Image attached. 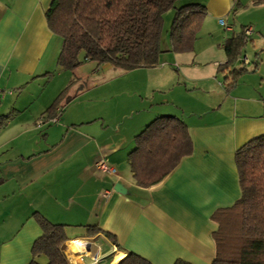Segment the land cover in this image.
<instances>
[{
    "label": "crops",
    "instance_id": "crops-1",
    "mask_svg": "<svg viewBox=\"0 0 264 264\" xmlns=\"http://www.w3.org/2000/svg\"><path fill=\"white\" fill-rule=\"evenodd\" d=\"M52 1L0 0V90L4 91L0 122L17 113L0 127V264L32 262L33 245L43 235L33 217L36 212L67 227L63 252L74 264H94L98 255L100 264H116L129 252L152 264L178 260L213 264L212 235L218 225L211 217L241 196L236 152L264 135L262 85L240 86L257 71L245 67L248 73L228 92L230 71L219 69L227 63L225 43L221 59L213 45L200 49L198 42L194 52L186 54H176L172 44L166 45L153 68L124 72L105 64L85 72L61 70L63 41L50 31L45 15ZM203 2L208 9L204 24L208 18L220 25L221 20L228 22L235 10L233 0ZM89 73L99 78L98 83L76 93ZM142 73L145 81L140 82ZM124 82L137 90L145 85L153 92L146 97L147 105L138 107L132 101L126 107L111 105L109 99ZM65 90L60 107L48 114ZM135 94L145 99L138 91ZM80 95L93 99L86 105L78 103L70 117L62 115L65 102ZM57 116V123L48 122ZM162 116H175L187 124L194 153L161 184L140 188L129 154L136 137ZM102 157L117 175L96 167ZM118 183L127 194L115 191ZM113 190L106 199L104 193ZM92 226L102 232L91 236ZM105 232L116 237L117 245ZM36 261L49 262L46 256Z\"/></svg>",
    "mask_w": 264,
    "mask_h": 264
},
{
    "label": "trees",
    "instance_id": "trees-1",
    "mask_svg": "<svg viewBox=\"0 0 264 264\" xmlns=\"http://www.w3.org/2000/svg\"><path fill=\"white\" fill-rule=\"evenodd\" d=\"M189 1L180 8L176 4ZM235 7L239 0H233ZM195 0H53L46 11L50 31L62 39L58 67L76 71L84 62L97 67L110 64L124 72L155 67L162 55L164 16L176 10L171 26L172 51L192 53L204 21L206 6ZM264 5V0H254ZM248 27L225 41L227 63L220 71H230L226 89L231 92L238 80L248 73L235 64L251 37ZM82 57V59H81ZM258 69L255 67L254 72ZM67 90L54 101L47 113H55L65 99ZM17 115L13 112L1 119L5 126ZM129 164L136 185L149 189L161 184L181 163L194 153V142L187 124L175 116H162L152 121L135 139ZM241 196L229 208L216 211L211 220L218 225L212 238L216 246L213 264H264V135L236 152ZM34 219L43 235L33 245V260L46 256L48 264H70L63 252L67 227L50 222L36 212ZM91 236L102 230L89 227ZM105 235L117 245L114 235ZM116 264H152L129 252ZM175 264H190L178 260Z\"/></svg>",
    "mask_w": 264,
    "mask_h": 264
},
{
    "label": "rangeland",
    "instance_id": "rangeland-1",
    "mask_svg": "<svg viewBox=\"0 0 264 264\" xmlns=\"http://www.w3.org/2000/svg\"><path fill=\"white\" fill-rule=\"evenodd\" d=\"M203 1L204 0H195L194 3H199L205 6V2ZM239 2H240L239 6L235 7L234 12L228 18V22L224 20L227 23L228 27L232 28V32L226 31L225 28L218 23V21L208 18L204 24L203 29L198 34V40H197L198 48L202 49L204 47L213 45L216 48L215 50H217V57L221 56V59H225V53L223 49V44L225 43V40L229 37H232L240 33L244 27L252 28L253 37L249 39L247 45L243 48L242 54L240 56L241 61L238 60L239 62L236 63L239 67H246L247 69H249V71H253L255 69V62H259V70H257V73L251 75L250 77H247L246 79H243L241 81L240 86L243 89L245 84L248 85V83H255L258 86L262 85V89L260 93H262L261 96L264 98V5H256L254 4V0H239ZM186 3H191V2L189 1L178 2L176 4V8H180ZM175 12L176 10L174 9L166 13L164 16V31H163V37L161 43L162 50L166 48V45L171 46L170 32H171V26L175 16ZM206 55H208L209 57L211 56L210 54H206ZM199 58L205 59L206 61L207 59H209L208 57L203 58L202 55H200ZM245 58L247 59V63L243 64ZM90 66L95 67V64L91 62H84L79 67V70H81V72H85L87 68ZM173 71L175 72L174 69ZM142 75L144 76L146 75V73H142L140 77H138L140 82L145 81L143 80ZM221 78L222 79L224 78L223 74ZM98 79H99L98 77H93L89 73V76H87V78L84 79L85 82L76 91V93L83 91L88 87L94 86V82L98 83L97 81ZM243 82H245V84ZM122 87L123 88L120 90V92H117L118 94L116 96L113 95L109 99V101H111L110 102L111 105L122 103L123 107H126V102L132 101V102H136V105H138V107H144L145 105H147L146 97H152L151 95L153 94V92H150L148 88L146 89L145 85L141 87L140 90L139 89L137 90L135 88L133 89V87L129 86L128 84H125L124 82ZM190 87L192 88L193 86L190 85ZM136 91L141 93V95H143L145 99H142L139 95L135 94ZM90 92L91 94H95L92 93L93 91ZM160 96H161L160 93L157 92L156 98H159ZM80 97H82V95L75 98L74 99L75 101L73 100L69 104L65 102V104L62 106L61 109L62 115H65L67 113V115L70 117V115L74 111H76L78 107H80L78 103L81 102L82 105H86L89 100L93 99L91 95H87L86 97H83L81 99ZM74 102L77 103H75V105L72 106V103ZM221 104L222 102H219V105Z\"/></svg>",
    "mask_w": 264,
    "mask_h": 264
},
{
    "label": "built area",
    "instance_id": "built-area-1",
    "mask_svg": "<svg viewBox=\"0 0 264 264\" xmlns=\"http://www.w3.org/2000/svg\"><path fill=\"white\" fill-rule=\"evenodd\" d=\"M221 25L225 27V29L228 31V32H232V28L228 27V25L226 24V22L224 20H221ZM246 36L248 37H252L253 36V29L252 28H248L245 32ZM240 60V59H239ZM245 64L247 63V59L245 58L244 61H243ZM4 95V91L0 90V99L2 98V96ZM59 120V116L57 117H53V118H50L48 119V122L49 123H57ZM96 167L104 172V173H107L109 175H117V170L112 166L110 165L108 159L106 157H102L100 158L97 162H96ZM115 191H107L104 193V197L106 199H109L111 197V195L114 193ZM72 242H69L68 245H72L71 244ZM65 247V246H64ZM115 251L114 253L116 254L117 253V248L114 247ZM75 255V254H74ZM76 255H78V253H76ZM70 264H74V262L72 260H68ZM100 257L99 255L96 256L95 260H94V264H100Z\"/></svg>",
    "mask_w": 264,
    "mask_h": 264
},
{
    "label": "water",
    "instance_id": "water-1",
    "mask_svg": "<svg viewBox=\"0 0 264 264\" xmlns=\"http://www.w3.org/2000/svg\"><path fill=\"white\" fill-rule=\"evenodd\" d=\"M115 191L118 192V193H121V194H127V190L120 183L115 185Z\"/></svg>",
    "mask_w": 264,
    "mask_h": 264
}]
</instances>
